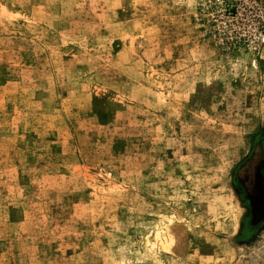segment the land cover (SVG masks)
Wrapping results in <instances>:
<instances>
[{
  "label": "rangeland",
  "instance_id": "obj_1",
  "mask_svg": "<svg viewBox=\"0 0 264 264\" xmlns=\"http://www.w3.org/2000/svg\"><path fill=\"white\" fill-rule=\"evenodd\" d=\"M260 135L264 0H0V264H264Z\"/></svg>",
  "mask_w": 264,
  "mask_h": 264
},
{
  "label": "flooded vegetation",
  "instance_id": "obj_2",
  "mask_svg": "<svg viewBox=\"0 0 264 264\" xmlns=\"http://www.w3.org/2000/svg\"><path fill=\"white\" fill-rule=\"evenodd\" d=\"M253 150L238 168L236 188L245 208L241 218L240 236L250 240L264 228V135L254 141Z\"/></svg>",
  "mask_w": 264,
  "mask_h": 264
},
{
  "label": "bare ground",
  "instance_id": "obj_3",
  "mask_svg": "<svg viewBox=\"0 0 264 264\" xmlns=\"http://www.w3.org/2000/svg\"><path fill=\"white\" fill-rule=\"evenodd\" d=\"M242 209L238 208V211L237 213H235V218H236V221L235 223L237 224L239 222V217L240 215L242 214ZM156 241H159L160 243L164 244V246H166V248H169L170 246L173 245V242H174V237H172L171 235H169L168 231H166L165 233H161V232H157L155 234V237Z\"/></svg>",
  "mask_w": 264,
  "mask_h": 264
}]
</instances>
